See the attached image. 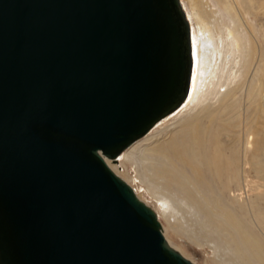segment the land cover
Returning a JSON list of instances; mask_svg holds the SVG:
<instances>
[{
  "label": "water",
  "instance_id": "1",
  "mask_svg": "<svg viewBox=\"0 0 264 264\" xmlns=\"http://www.w3.org/2000/svg\"><path fill=\"white\" fill-rule=\"evenodd\" d=\"M180 0H0V264H195L106 163L187 93Z\"/></svg>",
  "mask_w": 264,
  "mask_h": 264
},
{
  "label": "rangeland",
  "instance_id": "2",
  "mask_svg": "<svg viewBox=\"0 0 264 264\" xmlns=\"http://www.w3.org/2000/svg\"><path fill=\"white\" fill-rule=\"evenodd\" d=\"M207 1L212 10L220 12L221 21L225 25L221 27L225 35L220 34L218 40L224 39L226 42L220 51L218 48L215 66L191 104L159 124L145 140L139 141L135 149L127 150L126 155L119 158V164L113 166L119 168L122 177L130 178L129 184L137 188L145 202L161 209L160 198H154L144 183L145 177L149 178L146 173L149 160L162 166L164 159L161 154L159 157L152 155L165 150L156 147L164 144L167 136L170 133L172 136L180 123L196 116L203 107L211 106L203 114L206 118L202 125L218 133L215 149L219 154L223 153L227 161L221 176L209 178L205 166L202 167L203 176L209 180L218 199H224L223 190L227 192V199H231L232 213L236 218H243V231L247 233L248 239L262 244L264 256V0H227L233 3L229 4L235 19L221 10L214 0ZM183 4L188 14V0H183ZM233 5H236V9ZM188 17L194 31L196 16L192 13ZM241 18L245 20L244 26L239 21ZM234 29L235 38H228V31ZM186 173L191 181H197V177L189 170ZM200 184H204L202 179ZM166 207L170 220L175 221L172 215L177 212L168 205ZM163 216L159 215V219L167 225ZM183 216L186 218L187 236L184 234L185 238H180L169 233L170 241L175 243L176 248L185 250L189 258L198 264H217L212 262L218 261L215 249H223L224 241L214 235L206 236L208 239L202 243L191 239L189 236L195 233L193 230L196 228L187 220H195V217L191 213H184ZM179 223L181 228L182 224ZM227 257L225 254L223 259Z\"/></svg>",
  "mask_w": 264,
  "mask_h": 264
},
{
  "label": "bare ground",
  "instance_id": "3",
  "mask_svg": "<svg viewBox=\"0 0 264 264\" xmlns=\"http://www.w3.org/2000/svg\"><path fill=\"white\" fill-rule=\"evenodd\" d=\"M180 2L190 27L189 59L191 62V69L187 93L171 114L162 118L144 137L124 149L117 159L106 158V163L117 176L131 186L138 199L155 211L162 226L163 236L168 244L191 262L198 264L189 258L185 250L176 248L174 245L175 243L173 244L170 241L171 237L169 233L180 238H185L186 218L183 216L184 213H191L195 217V220H187L189 224L196 228V230H193L195 233L189 236L191 239L198 243H202L208 239L206 236L214 235L224 241L223 249H215L218 261L212 262L217 264H264L262 244L259 245L258 242L247 238V233L242 229V225L245 224V221L243 218H236L232 213L231 199H227V192L223 190L224 199H218L213 187L209 184V180H206L203 176V166H205L209 178L221 176L227 161L224 154H219L215 149V144L218 142V133L212 129H206L202 125L204 118H206V115L203 114L211 106L203 107L196 113V116H191L180 123L179 128L173 131V135L171 136L170 133L165 143L160 145V147H156L157 149L165 150L162 151V153L159 152L152 155L159 157L161 154L164 159L162 166L157 165L155 161L149 160V167L146 168V173L150 179L146 176V182L144 181V183H146L150 194L154 198H160L159 206L164 213H162L161 209L157 206L153 207L145 202L142 194L139 193L137 188L129 184L130 182L128 181L130 178L128 177L125 179L122 177L123 175L121 176V172L118 170L119 168L113 166L119 164V158L124 157L127 150L129 151L137 144L139 145L141 139L145 140L146 136L159 124L174 117L192 103V99L196 92L200 91L203 81L207 79L206 77L209 72L215 66L219 55L218 48L220 51V47L226 42L224 39L218 40L220 34L225 35L222 32V28L225 25L221 21L220 12L218 13V11L212 10L207 0H188V14L192 16L193 13L196 16V24L193 26L194 31L185 10L183 0H180ZM214 2L221 10L229 13L232 16L230 17L235 19L231 14L230 4H233L230 3L231 0L230 2L227 0H214ZM236 5H233L235 6L234 9H236ZM245 14L247 15V12H245ZM245 14L243 13V15ZM239 21L243 26L245 25V20L243 18ZM235 32V29L234 31L229 30L228 38L230 36L235 38L233 35ZM214 42L216 43V47L214 46ZM186 170H189L197 177V181H191ZM201 179L204 181L203 185L200 184ZM152 180L156 184H153ZM167 205L174 208L177 212L172 215V217L176 218L173 222L166 213V211H168ZM182 209H185V211ZM159 215L165 216L167 225L161 222ZM179 222L182 224L181 228ZM198 228H200V230H198ZM225 254L228 255V257L223 259Z\"/></svg>",
  "mask_w": 264,
  "mask_h": 264
}]
</instances>
